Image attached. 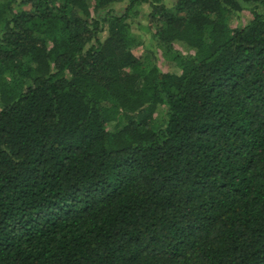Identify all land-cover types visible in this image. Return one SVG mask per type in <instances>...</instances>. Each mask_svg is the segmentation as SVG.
Returning <instances> with one entry per match:
<instances>
[{"label":"trees","instance_id":"trees-1","mask_svg":"<svg viewBox=\"0 0 264 264\" xmlns=\"http://www.w3.org/2000/svg\"><path fill=\"white\" fill-rule=\"evenodd\" d=\"M0 264H264V0H0Z\"/></svg>","mask_w":264,"mask_h":264},{"label":"rangeland","instance_id":"rangeland-1","mask_svg":"<svg viewBox=\"0 0 264 264\" xmlns=\"http://www.w3.org/2000/svg\"><path fill=\"white\" fill-rule=\"evenodd\" d=\"M177 0H165V4L168 8L173 9L175 3ZM128 6V3H120V4H115L112 5V8L115 9V11L120 15L124 12V10L126 9V7ZM150 8L148 6H144L142 7V16L139 18V23H142L144 25H146L148 23L147 21V15L150 12ZM252 19V16L250 14L249 11H245L242 13L240 20L238 19L233 27H237L239 25H246L248 23V21H250ZM133 32L134 35L137 36V39L139 40V43H143L145 42L147 46H151L152 42H150L149 38L147 35H145V33L138 27V26H134L133 27ZM106 38V36H102V40H104ZM178 50L183 51L181 47H177ZM142 48H139L137 50H135V54L137 56H140L142 54ZM160 57V55H159ZM160 67L163 71L167 72L169 70V64H167L166 62H164L163 58H161L160 60ZM158 61V64H159Z\"/></svg>","mask_w":264,"mask_h":264}]
</instances>
